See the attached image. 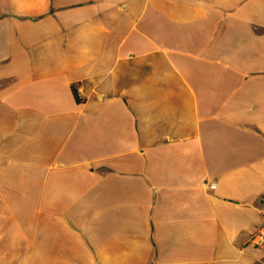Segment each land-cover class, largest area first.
Returning a JSON list of instances; mask_svg holds the SVG:
<instances>
[{"label": "crops", "instance_id": "1", "mask_svg": "<svg viewBox=\"0 0 264 264\" xmlns=\"http://www.w3.org/2000/svg\"><path fill=\"white\" fill-rule=\"evenodd\" d=\"M263 223L264 0H0V264H264Z\"/></svg>", "mask_w": 264, "mask_h": 264}, {"label": "built area", "instance_id": "2", "mask_svg": "<svg viewBox=\"0 0 264 264\" xmlns=\"http://www.w3.org/2000/svg\"><path fill=\"white\" fill-rule=\"evenodd\" d=\"M246 247L264 251V223L263 226L250 237Z\"/></svg>", "mask_w": 264, "mask_h": 264}, {"label": "trees", "instance_id": "3", "mask_svg": "<svg viewBox=\"0 0 264 264\" xmlns=\"http://www.w3.org/2000/svg\"><path fill=\"white\" fill-rule=\"evenodd\" d=\"M75 95H76V97H77V101H78L79 103H81V102H82V99L80 98L79 93H78L77 90H75Z\"/></svg>", "mask_w": 264, "mask_h": 264}]
</instances>
